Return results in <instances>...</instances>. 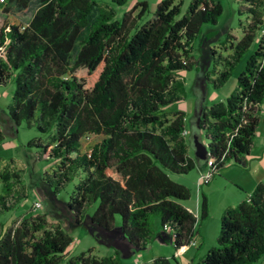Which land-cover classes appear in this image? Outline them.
Here are the masks:
<instances>
[{
	"label": "trees",
	"instance_id": "1",
	"mask_svg": "<svg viewBox=\"0 0 264 264\" xmlns=\"http://www.w3.org/2000/svg\"><path fill=\"white\" fill-rule=\"evenodd\" d=\"M126 0H5L16 10L36 7L27 21L0 20V86L12 83L6 116L24 122L46 139L26 143L37 160L54 162L42 178L57 192L73 182L66 201L75 221L85 204L95 202L89 222L98 230H117L130 247L149 236V215L169 226L173 250L186 245L196 225L207 217L200 192L196 216L179 200L188 187L171 174H184L196 161L188 156L184 112L168 105L180 98L179 70L193 63L191 42L205 23H214L221 6L214 0H190L176 17L175 0H158L150 18L139 22L146 2H135L115 17ZM240 37L227 32L211 51L214 62L205 79L219 87L255 38L231 91L201 108L194 127L205 139V159L216 172L241 164L257 126V106L264 99V0H237ZM2 4V3H0ZM4 7V11H7ZM138 10L133 13L136 9ZM219 65V67H218ZM214 75L208 78L209 74ZM84 135H97L88 154L80 151ZM0 130V142L2 141ZM18 170L0 166V212L26 197ZM24 188V187H23ZM119 217L114 226V216ZM71 237L46 214L23 213L11 224L0 223V264H120L114 255L80 251L65 257ZM264 253V179L245 198L219 216L216 245L195 264H251ZM157 255L149 264H174Z\"/></svg>",
	"mask_w": 264,
	"mask_h": 264
},
{
	"label": "rangeland",
	"instance_id": "2",
	"mask_svg": "<svg viewBox=\"0 0 264 264\" xmlns=\"http://www.w3.org/2000/svg\"><path fill=\"white\" fill-rule=\"evenodd\" d=\"M140 1L146 2V11L141 16L139 22L150 18L155 3L158 0H126L122 5L114 7L115 17H119L122 12L128 10L135 2ZM189 1L175 0V3L179 5V12L176 17H180L185 12ZM214 1L220 4L221 12L214 23L202 24L197 35L192 40L190 54L193 63L189 69L177 72L182 85L179 94L180 98L167 107L170 111L181 110L184 112V124L186 127H189L190 122L201 108L206 107L212 100L218 97L222 98L228 95L235 84L238 72L243 67L245 58L254 49L256 43V39L254 38L240 60L231 68L227 79L218 88H214L212 82L206 80L204 76L209 71L211 72V68L214 65L209 52L212 49L214 52L226 54V50H222L218 43L227 32L233 36L237 35L238 21H244L245 19V13L238 12L237 0ZM3 2L0 4V20L3 19L20 27L27 23L36 7L34 2H30L25 8L16 10L13 7H7ZM4 7H7V11H4ZM137 10L138 8L133 13ZM11 91L12 83L10 81L0 86V130L3 137L0 142V166L7 165L11 169L18 170L24 188H20L17 185L15 186V190H25L26 197L19 202L10 197L9 201L13 207H10L7 211L0 212V223L2 226L11 224L26 212L31 215L44 213L46 214L47 227L59 224L71 237V242L65 250V257L88 249L96 256L114 255V250H116L118 252L116 259L120 264H130L134 260V257L140 254L144 260L147 259L144 264H149L150 257L153 258L158 253H162L163 255L171 253L173 249L171 234L159 228L158 217L155 214L149 215V236L141 246L136 248L130 246L127 248V245L120 238L116 230L107 233L99 232V237L97 236L98 232L95 226L87 221L96 205L95 202L85 204L81 209L79 220L75 221L73 211L66 206L73 182H67L57 192H53L51 187L42 178V171L46 170L50 172L54 162L37 160L35 157L36 149L26 145L28 141L32 140L43 142L47 136L38 132L33 126L27 127L24 122L13 125L6 116L5 109L6 105L10 102ZM211 93L216 94V98H212ZM258 118L260 126L263 129L261 131L264 133V107L260 108ZM261 127H259V130ZM98 139L97 135H93L86 140H82L80 151L89 153L91 147ZM255 141L257 144L261 142L259 135L256 136ZM261 146L262 144H260ZM230 170L217 171L208 181L209 184L206 182L200 185H197V177H195L192 170L184 174L170 175L173 180L182 183L190 189L189 198L179 200L180 204L193 208L195 206V199L200 195L201 188L203 189V194L209 198L211 214L202 225L205 236L203 244L197 247V241L193 240V244L185 248V250L191 248V252L197 248V256H203L209 247L216 245L219 225L218 208L220 205L233 203L237 197L243 195L242 187H246L245 182L237 181L239 184L241 183L242 187L238 186L237 182H234L229 177ZM37 189L41 190V194ZM34 201L40 202L38 208L33 205ZM119 221V217L115 215L114 226H118ZM251 264H264V253Z\"/></svg>",
	"mask_w": 264,
	"mask_h": 264
},
{
	"label": "crops",
	"instance_id": "3",
	"mask_svg": "<svg viewBox=\"0 0 264 264\" xmlns=\"http://www.w3.org/2000/svg\"><path fill=\"white\" fill-rule=\"evenodd\" d=\"M240 35H241L240 30H239V28H237V35H234V37L236 39H238L240 37ZM213 77H214V75H212L211 73L208 75V78H213ZM216 88H218V87H216ZM211 97L216 98V94L211 93ZM223 98L224 97H222V98L218 97L217 99H214L211 102L222 100ZM261 107H264V99L257 106V118H258L259 110ZM184 122H185V117H184ZM263 125H264V123H263ZM259 127H261V126H260L259 118H258L255 133H254V136L252 138L251 146H250L248 152L241 157L242 163L241 164L228 163L224 167H222L220 170H218V172H222L226 169H231L230 170L231 172L229 175L231 180H233L234 182L242 181V182H245V184H246V187H242L241 183L239 184L237 182L238 186L243 188V195L241 197H237L233 203H229V204L224 203V204L220 205V207L218 208V215L219 216L225 208L230 207V206H234L241 199L245 198L246 195L253 188V186L257 182H260L264 179V133L261 131V130H263L262 127L260 128V130H259ZM184 130L186 132L184 137L186 138V140L189 143V146L187 149V154H188V156H190L191 158H193L196 161V164L194 165V167L191 170L194 171L195 177H197L199 173H202L206 170V165H205L204 160L195 159V157L193 155V146H192V140L191 139H192V136H196V138L204 145H205V139H204L203 135L201 134V132L198 131L194 127V119L190 122L189 127H186L184 124ZM257 135L260 136V140H261V142L259 144H257V142L255 141ZM260 144H262L261 147H260ZM207 184H209V182ZM200 191L203 193L202 188L200 189ZM205 197H206V202H207V217L204 220L197 223L196 233L192 236V239L197 241V244H198L197 247H200L203 244L205 236H204V233L202 230V225H203V222H205L208 219L209 215L211 214L209 198L207 196H205ZM184 207L187 208L188 210H190L197 218L198 212H199V197H197L195 199V206L193 208H190L187 206H184ZM159 228H161V227L159 226ZM190 249L191 248H189V250L186 249L183 251V253L181 252L178 256H174V258H175L174 264H194L196 262V260L198 258H200L201 256H197V254H196L197 248L192 252ZM173 252H174V250L172 249L171 253H168L166 255H163L162 253H158V255L171 257V256H173ZM151 258L152 257H150V259ZM145 260H147V259H145ZM145 260L143 259L142 255L140 254V255H137L136 257H134V260L130 264H144Z\"/></svg>",
	"mask_w": 264,
	"mask_h": 264
},
{
	"label": "built area",
	"instance_id": "4",
	"mask_svg": "<svg viewBox=\"0 0 264 264\" xmlns=\"http://www.w3.org/2000/svg\"><path fill=\"white\" fill-rule=\"evenodd\" d=\"M3 1L4 0H0V3H2ZM259 33H264V26H262L260 28V32ZM185 133H186L185 130H183L181 132L182 135H185ZM92 136L93 135H84L80 139V147H81V141L82 140H86V139H88V138H90ZM86 154H88V153H86ZM205 165H206V170L204 172H202V173H199L198 176H197V180H196L197 185L204 184V183L208 182L211 179V177L213 176V174L216 172L215 166L212 163L211 159L206 158L205 159ZM33 205L38 208L40 206V202L39 201H34L33 202ZM161 229L163 231L169 232V229L170 228H169V226L167 224H164L161 227ZM190 244H193V239L192 238L188 240V242L186 243V245H182L181 247L175 249L174 252H173V257L174 256H178Z\"/></svg>",
	"mask_w": 264,
	"mask_h": 264
},
{
	"label": "water",
	"instance_id": "5",
	"mask_svg": "<svg viewBox=\"0 0 264 264\" xmlns=\"http://www.w3.org/2000/svg\"><path fill=\"white\" fill-rule=\"evenodd\" d=\"M209 54L211 55V51L209 52ZM192 146H193V155L195 157V159L197 160H204L205 162V154H206V149H205V145L202 144L197 138L196 136H192ZM37 191L40 193L41 190L40 189H37ZM41 194V193H40ZM43 198L44 196L41 195ZM67 206V205H66ZM87 221L89 222V217L87 218ZM90 223V222H89ZM92 224V223H91ZM93 225V224H92ZM96 228V227H95ZM97 232H98V237H99V234L101 232L103 233H107V232H104V231H100L96 228ZM115 230V229H114ZM113 231V230H112ZM117 231V230H116ZM163 231V230H162ZM100 232V233H99ZM110 232V231H109ZM118 232V231H117ZM120 238L123 240L122 236L119 234ZM124 241V240H123ZM126 244V243H125ZM127 245V244H126ZM129 246L127 245V248Z\"/></svg>",
	"mask_w": 264,
	"mask_h": 264
}]
</instances>
